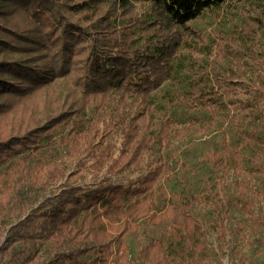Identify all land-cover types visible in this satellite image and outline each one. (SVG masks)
<instances>
[{
	"label": "trees",
	"instance_id": "obj_1",
	"mask_svg": "<svg viewBox=\"0 0 264 264\" xmlns=\"http://www.w3.org/2000/svg\"><path fill=\"white\" fill-rule=\"evenodd\" d=\"M221 6L214 44L194 22ZM184 48L210 69L177 78ZM178 106L228 122L190 181ZM0 264H264V0H0Z\"/></svg>",
	"mask_w": 264,
	"mask_h": 264
},
{
	"label": "rangeland",
	"instance_id": "obj_2",
	"mask_svg": "<svg viewBox=\"0 0 264 264\" xmlns=\"http://www.w3.org/2000/svg\"><path fill=\"white\" fill-rule=\"evenodd\" d=\"M240 20H242L241 16L237 14L234 11H228L224 12L221 7H214L212 9H207L203 16L199 18L194 24L201 28L202 31H206L210 33V40L215 43L218 41L226 40L228 34L234 29V26L236 23H239ZM216 49L218 50V55L220 53L222 55H226L225 51L222 49H219V46H216ZM191 52L189 49L184 48L181 49L180 54L176 58V63L180 64L179 66L177 65V78L179 76H183V74H187L186 70H188L187 66L193 65V68L197 72L196 75L197 78L199 75L203 72L204 66H208L210 69V64H211V58L212 56L208 55L206 53H199L197 54L199 56V59L195 60V56L191 55ZM201 55V56H200ZM201 58H204L203 60ZM225 62L227 63L228 66H231L234 64L232 62V59L230 57H226ZM184 68V71H180L181 68ZM189 71V70H188ZM181 74V75H180ZM189 78H194L196 76L194 73L189 71ZM184 77V76H183ZM174 79L169 83L171 87L176 86L179 81ZM196 80V77L195 79ZM193 80V81H194ZM188 81V80H187ZM187 81H184V84L187 83ZM165 94L164 92L159 93L158 95H163ZM232 109H239L240 105H231ZM176 118H177V127L181 126L184 124V122L188 121L189 119H193L194 123L192 124L191 131H195L196 135H193L192 138H189V140H182L181 138H174L173 140V145L170 149L171 151L175 152V166L176 169L178 170L179 174H184L186 178L190 180H195L196 177L199 174V168H200V163L199 160L202 154L205 152L209 151L210 149H218V150H223L224 148V140L226 139L224 131L228 125V122L226 123L225 117H221V119L224 121H215V124L217 127H214V124H207V120L210 118H207V115L204 113H201V111H194L190 112L188 109H184L183 107H176L175 111L173 113ZM220 123H223L222 126H220ZM226 125V126H225ZM226 135L227 138L230 137V132L229 130H226ZM187 146L190 147V149H187ZM189 166L190 169H186L185 167ZM224 163L220 164V169L223 168ZM219 172V171H218ZM221 173H225L226 169H221ZM227 173V172H226ZM233 172H230L229 174L224 175L226 179L231 181L233 177ZM219 175V174H218ZM217 186L214 185V191L215 190H222V184L221 182L224 181V179H221V176L219 175L217 177ZM170 182H176L174 181H165L164 185L167 187V191H172V189L177 190V189H183L177 181L174 184H170ZM225 187L228 189L229 193L232 191L231 187V182L227 183ZM164 192L163 190L159 191L158 195V202L160 204H164L167 202L169 199V193ZM234 222H229V224H233ZM173 225L172 219H164L161 222H157L154 224L149 225L146 229V233L143 234L142 232L139 233H132L129 235V241L132 246L136 245L137 240L139 241H145L153 237L159 236L161 233H163L165 230L170 228V226ZM143 227V225H142ZM138 236V237H137Z\"/></svg>",
	"mask_w": 264,
	"mask_h": 264
}]
</instances>
